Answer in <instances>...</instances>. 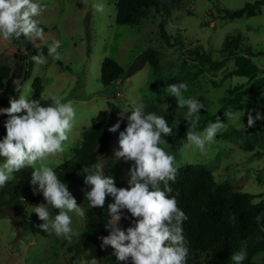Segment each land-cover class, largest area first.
I'll use <instances>...</instances> for the list:
<instances>
[{"label": "rangeland", "instance_id": "374dc122", "mask_svg": "<svg viewBox=\"0 0 264 264\" xmlns=\"http://www.w3.org/2000/svg\"><path fill=\"white\" fill-rule=\"evenodd\" d=\"M160 1L170 6L164 11V27L172 35L180 36L183 47L164 43L157 26L161 14L152 6L146 8L145 14L136 23L116 22L115 0H95L104 4L103 13L91 7L93 0H41L45 8L35 19L44 29L43 39H37L33 44L21 36L9 43L0 37V64L12 66L16 56L24 53L26 72L21 83L29 85L33 91L32 80L39 78V94L31 98V92L30 100L49 106V98L56 96L62 102L72 101L76 108L77 122L66 143V151L50 158L49 166L53 167L73 152L81 130L99 111L106 109L118 116L126 112V118L137 106L155 105L160 110L157 115L164 116L173 129V135L164 137L168 145L161 147L169 154H175L177 165L203 163L210 168L214 180H226L234 189L254 193L252 201L264 199V119L257 120L254 127L247 126L249 111L253 117L257 111L264 116V85L260 97L243 95L239 105H228L221 111L217 119L225 127L217 134L215 142L206 146L208 150L204 153L190 146L186 137H179L182 123L190 126L185 120L187 108H179L177 100L167 91V78L173 76L174 84H188V91L184 93L186 98H195L204 105L200 118L213 112L219 105L218 98L225 94L227 87L247 80L242 75L227 74L233 60L231 54L222 51V46L224 39L232 35H238V46L248 45L254 52H262L251 56V59L263 70L264 4L254 15L228 17L223 16L224 9L234 10L253 0ZM56 40L61 42L59 60L48 56V46ZM195 45L208 52L213 59H224L223 65L206 70V63H199L184 50ZM147 47L157 49V72L152 71L145 58L141 61L143 50ZM240 51L243 50L240 48ZM40 52L46 59L45 63L38 65L31 57ZM105 57L112 58L124 69L120 78L102 84L99 66ZM20 94L16 92L14 98ZM229 111L236 116L228 119L224 113ZM243 111L245 114L242 116ZM8 118L0 114V140L6 135L4 124ZM234 128H239L240 132L222 134ZM195 131L202 132L203 129ZM243 143L250 144V148ZM118 148V140L105 147L94 164L76 171L67 183L70 194L84 210L89 206L86 193L90 191V186L85 184L86 175L93 174L95 166L103 170L109 167L116 160L114 153ZM3 159L0 157V163ZM33 171L31 166H27L14 173V179L32 178ZM37 205L30 200H20L14 209L7 208L11 217L0 215V264H79L81 260H77L67 247L77 235L69 240L58 237L51 230L45 232L40 228L44 221L39 219L35 222L33 219ZM49 211L53 218L59 213L57 209L49 208ZM69 215L72 218L71 227L79 233L84 227L85 217L80 218L74 212ZM130 221H121L120 227L125 229ZM202 256L200 252V259ZM263 257L264 251L254 256L259 264ZM97 260L99 264H130V259L117 260L111 246H107Z\"/></svg>", "mask_w": 264, "mask_h": 264}, {"label": "clouds", "instance_id": "9594fccd", "mask_svg": "<svg viewBox=\"0 0 264 264\" xmlns=\"http://www.w3.org/2000/svg\"><path fill=\"white\" fill-rule=\"evenodd\" d=\"M91 7L96 12L105 11L104 4L95 0ZM44 8L41 0H0V37L9 43L21 36L33 44L37 39H43L44 29L35 17L40 16ZM60 47V41H53L48 46V56L54 60L61 59ZM31 59L40 65L46 58L40 52ZM12 83L14 90L21 94L18 98H9L8 107L0 108V114L9 117L4 124L6 135L0 140V157L4 158L0 163V188L14 179V173L31 166L34 169L31 184L38 185L37 191L46 201L35 206L33 211L44 221L40 228L71 240L78 233L71 227L69 213L74 212L84 218L85 210L70 194L67 184L49 166V160L66 151V143L77 122L76 108L72 101L62 102L56 96L49 98V106H42L38 100L29 99L32 92L29 85L18 79ZM167 91L177 100L179 108H187L185 120L190 125L186 133L188 144L201 153L206 152V146L215 142L225 124L217 119L202 132L195 131L204 105L195 98L184 96L188 91L187 83L168 85ZM125 113L119 114L117 122L108 128L109 132L116 133L120 129ZM224 114L228 119L236 116L231 111ZM244 114L243 111L242 116ZM126 119V127L119 131V148L114 157L125 163L132 162L127 171L128 186L117 187L115 179L106 176L100 166H95L94 173L87 174L85 178V184L90 186L86 198L91 208L103 209L109 196L114 200L108 204L109 220L105 224L109 235L99 237L101 248L111 246L117 260L130 259L131 264H187L189 248L182 225L188 216L179 207L176 197L169 196V182H174L178 174L176 158L161 147L168 145L164 137L173 135V129L164 116L146 114L142 106L135 107ZM262 119L264 116L259 111L255 117L249 111L247 126L254 127L256 121ZM49 208L57 209L59 213L53 218ZM125 210L130 214L131 226L122 229L121 220L129 219ZM260 220L261 216H257V223ZM261 230L264 231V227ZM246 255L240 251L233 254L232 260L235 264H242ZM79 264H99V261L93 257L81 260Z\"/></svg>", "mask_w": 264, "mask_h": 264}, {"label": "trees", "instance_id": "16d2710c", "mask_svg": "<svg viewBox=\"0 0 264 264\" xmlns=\"http://www.w3.org/2000/svg\"><path fill=\"white\" fill-rule=\"evenodd\" d=\"M177 1V0H171ZM264 0L246 2L234 10L224 9L223 16H250L256 14ZM152 6L160 12L161 17L157 22L158 32L165 44H178L183 47L178 34L172 35L164 27V15L166 6L160 0H115V21L118 23H136L145 14L146 8ZM165 11V12H164ZM238 35L228 36L223 41L222 51L231 54L233 66L227 72L228 75H242L247 78L245 82L235 83L225 89V94L218 98L219 105L211 113L203 114L196 129H204L210 122L219 118L221 111L228 105H239L243 95L258 98L261 87L264 85V69L261 70L251 59L255 54L248 45L238 46ZM243 51H240V48ZM191 53L199 63H206V70L217 69L223 65L224 59H213L204 49L198 45L184 49ZM157 49L147 47L143 50L146 62L153 72L159 70ZM123 67L109 57L102 59L99 66V79L102 84H107L121 77ZM261 74H258L259 72ZM26 72V55L16 56L12 66L0 64V107L9 106V98H14L17 91L13 85L14 80H20ZM175 78L168 77L167 84H174ZM214 83V81H212ZM34 87L31 98H36L40 91L39 78L32 80ZM145 113L159 112L158 106L148 105L143 107ZM205 108V107H204ZM3 117L6 115L1 114ZM119 116L109 110L99 111L91 118L89 125L82 129L78 145L66 158L53 166L54 171L62 182L66 184L73 178L76 171L85 169L97 161L99 153L114 141L118 140L119 131H123L127 119L121 121V127L116 133H111L108 128L114 125ZM189 127L182 123L179 137H186ZM231 132H240L239 128L224 131L223 135ZM250 148V144L243 143ZM170 154L174 155L173 152ZM132 162L125 163L114 160L103 172L106 176L115 179L117 187H127V171ZM178 174L174 182H169L171 192L169 196H175L179 207L188 216L183 222V234L187 240L189 255L187 264H235L232 256L240 251L246 252V258L242 264H259L254 256L264 251V199L252 201L254 193L234 189L226 180L216 181L212 177L211 170L203 163L185 162L177 165ZM163 184L161 188L163 189ZM38 185L31 184V178L13 179L6 187L0 188V215L6 214L11 217L8 207L14 209L18 201L30 200L35 204L46 203L41 192L37 191ZM111 196L107 197L103 209L91 208L85 210L84 227L79 231L77 238L70 244L68 249L77 260H91L99 257L106 249L101 248L99 237L107 236L109 231L105 229L108 217V204L113 203ZM125 214L129 216L125 210ZM261 216L259 223L256 217ZM35 222L39 221L34 214ZM131 226L128 225L127 227ZM126 227V228H127ZM125 228V229H126ZM200 252L203 253L200 259ZM131 264V260H129ZM264 264V257L260 260Z\"/></svg>", "mask_w": 264, "mask_h": 264}, {"label": "crops", "instance_id": "0c3cea01", "mask_svg": "<svg viewBox=\"0 0 264 264\" xmlns=\"http://www.w3.org/2000/svg\"><path fill=\"white\" fill-rule=\"evenodd\" d=\"M140 55V54H139ZM142 58H143V61H144V56L142 55L141 56V61H142ZM134 67V65L131 67V68H133Z\"/></svg>", "mask_w": 264, "mask_h": 264}]
</instances>
